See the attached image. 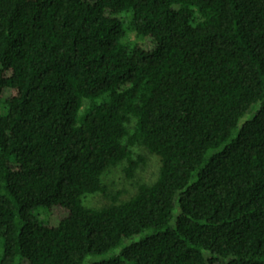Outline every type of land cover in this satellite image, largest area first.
Returning <instances> with one entry per match:
<instances>
[{
	"label": "trees",
	"instance_id": "obj_1",
	"mask_svg": "<svg viewBox=\"0 0 264 264\" xmlns=\"http://www.w3.org/2000/svg\"><path fill=\"white\" fill-rule=\"evenodd\" d=\"M0 264H264V0H0Z\"/></svg>",
	"mask_w": 264,
	"mask_h": 264
},
{
	"label": "rangeland",
	"instance_id": "obj_2",
	"mask_svg": "<svg viewBox=\"0 0 264 264\" xmlns=\"http://www.w3.org/2000/svg\"><path fill=\"white\" fill-rule=\"evenodd\" d=\"M132 39V36H129ZM130 127V126H129ZM133 158L137 156L144 158V163L140 164L134 171L131 179L127 178L124 172L126 163H120L109 168L102 175V184L106 188L107 196L100 193L88 195L84 199V205L88 208L98 209L113 203L112 197H117V202H124L136 193V188L139 184H149L153 182L158 173V162L156 158L149 155L141 148L134 147Z\"/></svg>",
	"mask_w": 264,
	"mask_h": 264
}]
</instances>
